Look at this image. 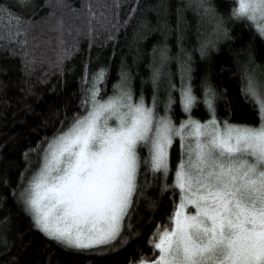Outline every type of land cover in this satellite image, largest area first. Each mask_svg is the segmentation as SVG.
Wrapping results in <instances>:
<instances>
[{
    "label": "snow or ice",
    "instance_id": "1",
    "mask_svg": "<svg viewBox=\"0 0 264 264\" xmlns=\"http://www.w3.org/2000/svg\"><path fill=\"white\" fill-rule=\"evenodd\" d=\"M192 6L193 0L185 5ZM37 7V0H0V18L16 24L15 32L6 37L11 41L6 50L19 56L24 76L33 75L36 65L28 44L29 38L37 39L33 35ZM47 7L73 13L80 20L76 34L88 35L90 46L101 29L112 39L113 29L120 27L119 0L111 5L82 3L80 9H73L69 0H56ZM97 7L107 9L108 15L101 19L95 14ZM195 7L212 21L210 37L197 49L202 58L216 49L218 41L232 39L229 23L252 30L249 49L257 38L264 42V0H232L226 15L218 11L216 0H195ZM161 9L167 11L164 0L147 8L157 13V26L152 29L146 16L136 17L140 39L156 30L167 36ZM48 16L55 19H43L44 27L62 35L64 17L55 12ZM68 29L71 33V25ZM181 40L178 9V51L170 55L167 42L152 46L148 75L141 77L139 94L123 58L110 93L106 88L110 69L101 65L92 70L86 61L79 110L65 116L67 125L62 120L50 137L25 152L20 180L11 194V185L5 181L0 199L11 198L33 227L58 246L101 254L123 248L130 235H135L133 205L139 204L145 188L158 187L161 196L171 192L172 210L148 240L152 256L141 254L128 264H264V81L257 78L254 68L248 70L247 62L243 65L241 95L253 104L258 123L221 120L218 102L224 97L204 79L198 94L192 83V59ZM59 43L63 45V39ZM71 47L58 56L57 65L71 55ZM173 59L175 73L168 68ZM6 72V67H0V73ZM21 83L23 102L34 85L28 79ZM6 87L0 80V88ZM201 102L207 119L194 115ZM3 103L7 105L8 100ZM177 140L180 154L173 169L171 149ZM7 225L4 216L0 228Z\"/></svg>",
    "mask_w": 264,
    "mask_h": 264
},
{
    "label": "trees",
    "instance_id": "2",
    "mask_svg": "<svg viewBox=\"0 0 264 264\" xmlns=\"http://www.w3.org/2000/svg\"><path fill=\"white\" fill-rule=\"evenodd\" d=\"M69 2L73 9H80L82 3L86 6L111 5L114 0H69ZM188 2L189 0H164L167 11L161 9L160 15L167 22V36L156 30L148 31L146 38L140 39L136 30V17L146 16L149 29L155 28L157 13L147 8L149 5L160 3V0H119L120 8L117 15L120 27L113 29L112 39H107L109 33L101 29L100 33L92 38L93 42L90 46L88 35L83 32L80 35L76 34L75 27L80 24V20H76L73 13L47 7L48 4H55L56 0H37V14L33 18L37 25L33 35L37 39L29 38L28 44V49L36 60L31 76H24L19 70L22 67L19 64V56L9 55L6 50L7 45L11 43L6 37L10 32H15V21L9 23L8 18H0V67L7 68L6 74L0 73V80L7 85L6 88H0V187L7 181L11 185L8 188L11 194L12 187L16 186L24 169L25 152L35 146L38 140L50 137L62 120L67 125L65 116L71 117L74 111L79 110L80 78L84 74L86 61L92 70H96L101 65L110 69L106 85L107 93H110L112 83L118 78L117 69L123 58L133 75L134 87L139 94L141 77L148 75L152 46L167 42L170 55L175 56L178 51V9L181 45L191 56L192 83L196 86L198 94L202 91L200 85L201 80L204 79L224 97L218 102V116L221 120L228 118L233 123H258L256 109L241 95L240 89L243 65L246 62L248 70L254 68L259 80L264 81V42L257 38L249 49L252 30L241 23H229L232 39L218 41L216 49L210 50L207 57L202 58L197 49L202 41L210 37L212 21L200 14L195 7V0L192 7H185ZM216 2L219 4L218 11L221 14L226 15L232 6V0H216ZM40 4L45 6L41 8ZM133 5L137 7L133 9ZM49 12L64 17L66 27L62 35L50 32L44 27L43 19H49L50 22L55 19V17L49 18ZM84 12H87V8ZM130 12L132 15H129ZM95 14L103 19L108 15V10L97 7ZM125 21L128 23L125 24ZM69 25L72 28L71 33H69ZM60 39H63V45L59 43ZM72 45L75 47H71ZM69 47H71V55L66 56L57 65L58 56ZM16 51L18 52L19 49ZM168 68L175 73L174 59L169 63ZM23 79L33 82L34 91L21 102ZM147 89L150 98V82ZM5 99L8 100L7 105L3 103ZM24 104L29 107L25 108ZM193 112L196 118H208L202 102ZM178 120L177 116V122ZM179 154V143L176 141L171 149L173 169ZM31 159L35 167L36 156H31ZM143 180L142 176L141 182ZM150 200L154 202L151 206ZM172 204L171 192L161 196L158 187L145 188L139 204L133 205L131 224L135 235H130L128 243L123 248L115 252L97 254L58 246L33 227L29 216L25 215L11 198L7 202L0 199V219L4 216L8 217L7 228H0V264H128L130 258L135 259L141 254L151 257L153 250L149 247L148 240L157 223L167 219Z\"/></svg>",
    "mask_w": 264,
    "mask_h": 264
},
{
    "label": "rangeland",
    "instance_id": "3",
    "mask_svg": "<svg viewBox=\"0 0 264 264\" xmlns=\"http://www.w3.org/2000/svg\"><path fill=\"white\" fill-rule=\"evenodd\" d=\"M250 72L252 71L251 69L249 70ZM257 72L255 71V75L257 76ZM258 79H259V77H257ZM262 81H263V79H262ZM178 141V140H177ZM178 143H179V141H178Z\"/></svg>",
    "mask_w": 264,
    "mask_h": 264
}]
</instances>
